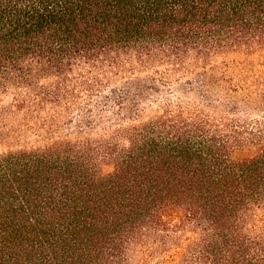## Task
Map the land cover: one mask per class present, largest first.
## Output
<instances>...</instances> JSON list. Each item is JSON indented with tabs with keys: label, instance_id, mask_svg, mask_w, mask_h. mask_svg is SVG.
<instances>
[{
	"label": "trees",
	"instance_id": "obj_1",
	"mask_svg": "<svg viewBox=\"0 0 264 264\" xmlns=\"http://www.w3.org/2000/svg\"><path fill=\"white\" fill-rule=\"evenodd\" d=\"M0 264H264V0H0Z\"/></svg>",
	"mask_w": 264,
	"mask_h": 264
},
{
	"label": "rangeland",
	"instance_id": "obj_2",
	"mask_svg": "<svg viewBox=\"0 0 264 264\" xmlns=\"http://www.w3.org/2000/svg\"><path fill=\"white\" fill-rule=\"evenodd\" d=\"M8 101H11V98H8L7 102H5L6 104L8 103Z\"/></svg>",
	"mask_w": 264,
	"mask_h": 264
}]
</instances>
